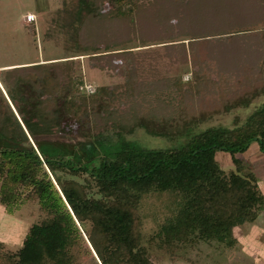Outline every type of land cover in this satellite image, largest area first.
<instances>
[{
  "label": "rangeland",
  "instance_id": "374dc122",
  "mask_svg": "<svg viewBox=\"0 0 264 264\" xmlns=\"http://www.w3.org/2000/svg\"><path fill=\"white\" fill-rule=\"evenodd\" d=\"M137 3L139 10L131 22L115 16L111 0L99 3L94 19L85 14L76 19V0H0V65L27 63L29 67L12 72L10 80L24 79L34 97L57 96L69 72L83 83L77 85V95H86V83L96 90L116 89L114 101L97 115L92 109L82 114L90 126L95 121L136 118L160 126L195 119L185 135L153 136L141 127L125 134L145 148L180 146L208 127H234L264 104L263 94L246 105L225 107L264 81V0ZM29 12L36 16L31 24L23 21ZM167 38L178 44L167 46ZM98 52L104 54L100 59L95 57ZM69 58L76 59L70 64L48 63ZM107 61L111 68L98 64ZM3 70L0 76L5 75ZM108 131L105 139L115 140V130ZM88 138L58 133L43 137L42 142L49 154L90 162L100 150ZM6 145L13 144L0 141V147ZM215 157L223 168L233 167L237 159L245 174L260 181L264 193V151L257 141L244 153L217 150ZM175 201L168 192L145 195L142 214L147 238L173 214ZM263 213L254 222L234 227L231 238L203 241L195 249L154 246L151 258L155 264H264ZM39 218L37 201L24 200L9 208L0 202V240L11 250L20 248ZM78 264L93 263L82 256Z\"/></svg>",
  "mask_w": 264,
  "mask_h": 264
},
{
  "label": "trees",
  "instance_id": "16d2710c",
  "mask_svg": "<svg viewBox=\"0 0 264 264\" xmlns=\"http://www.w3.org/2000/svg\"><path fill=\"white\" fill-rule=\"evenodd\" d=\"M137 1L111 0L116 6L112 11L135 22ZM101 2L76 0V19L83 14L94 19ZM165 43L178 44L172 38ZM42 64L46 62L35 65ZM98 64L112 67L108 61ZM26 67L5 68L0 76V141L13 144L0 147V202L9 208L37 201L40 218L20 248L11 250L0 240V264H78L82 256L93 264H155L150 255L154 246L195 249L203 241L225 240L234 227L263 213L264 193L257 178L245 174L237 159L233 167L223 168L215 152L244 153L252 141L264 151V104L234 127H208L180 146L145 148L125 134L141 127L153 136L185 135L195 119L160 126L136 118L90 126L82 114L92 109L97 115L114 101L116 89L99 87L77 95L82 81L69 72L57 96L34 97L24 79L10 80L12 72ZM263 94L264 81L225 107L246 105ZM112 129L117 138L105 139ZM58 133L89 137L100 156L80 162L73 155L49 154L43 137ZM155 192L170 193L176 206L147 238L142 203Z\"/></svg>",
  "mask_w": 264,
  "mask_h": 264
},
{
  "label": "built area",
  "instance_id": "2783aa9c",
  "mask_svg": "<svg viewBox=\"0 0 264 264\" xmlns=\"http://www.w3.org/2000/svg\"><path fill=\"white\" fill-rule=\"evenodd\" d=\"M35 20H36V16L32 12H29L24 16V21L28 24L33 23ZM84 87L87 93H94L96 91V88L92 83H86Z\"/></svg>",
  "mask_w": 264,
  "mask_h": 264
},
{
  "label": "crops",
  "instance_id": "0c3cea01",
  "mask_svg": "<svg viewBox=\"0 0 264 264\" xmlns=\"http://www.w3.org/2000/svg\"><path fill=\"white\" fill-rule=\"evenodd\" d=\"M23 19H24V17H23ZM24 21V20H23ZM27 63H25V62H21V63H13V64H1L0 65V70L1 69H5V68H10V67H20V66H25ZM7 66V67H6ZM258 174H262L261 172L259 173L258 172ZM260 180V179H259ZM259 182V184H260V181H258ZM260 186H261V184H260ZM264 214V213H263Z\"/></svg>",
  "mask_w": 264,
  "mask_h": 264
},
{
  "label": "water",
  "instance_id": "95a60500",
  "mask_svg": "<svg viewBox=\"0 0 264 264\" xmlns=\"http://www.w3.org/2000/svg\"><path fill=\"white\" fill-rule=\"evenodd\" d=\"M34 147H36V148H37V145H35V144H34Z\"/></svg>",
  "mask_w": 264,
  "mask_h": 264
}]
</instances>
